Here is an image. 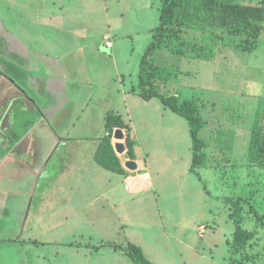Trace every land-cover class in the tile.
I'll return each instance as SVG.
<instances>
[{"label":"rangeland","instance_id":"rangeland-1","mask_svg":"<svg viewBox=\"0 0 264 264\" xmlns=\"http://www.w3.org/2000/svg\"><path fill=\"white\" fill-rule=\"evenodd\" d=\"M74 2L63 9L73 8L76 15L80 13V19L102 24L104 19L95 13H99L97 8H101L103 0ZM200 2L201 17L183 36L201 46L207 45L206 39L210 37L217 44L214 54L208 59H193L159 49L148 60L154 68L161 69L156 71L154 88L166 96L178 95L181 101L196 100L199 104L208 127L199 134L207 144L206 165L193 171L194 143L187 120L173 113L160 99L146 101L143 97L146 91L140 85L142 61L161 26L162 0L108 2L109 16L116 19L123 14V21L129 23L123 27L125 35L113 40L116 59L109 61L104 55L93 59L92 52L86 51L92 58V70L99 75L104 70V78L97 77L100 82L96 95L100 101L93 100L87 106L91 91L84 88L83 96L72 102L64 123L58 125L59 131L70 130L75 137L67 145L75 149L76 156L69 158L65 149L56 152L48 166L49 181L41 182L36 190L34 208L37 210L44 200L41 208L46 211L36 234L42 232L39 241L55 245L41 248L40 255L47 260L39 264H136L125 250L131 244L139 246L145 258L154 264H239L246 256L256 258L246 259L251 264H264V226H259L249 214L245 215L243 226L256 236L240 255L232 256L234 205L227 200L242 194L250 197L253 192L258 203L264 201V173L258 175L259 170L251 171L247 166L241 171L231 167L248 163V147L254 132L261 139L257 153L264 157V20L245 23L249 24L247 34L241 36L229 34L218 19L225 2L264 9V0ZM8 6L9 1L0 0V16H5L3 12L7 13ZM121 89L129 97L128 110ZM111 109L119 110L129 127L119 128L127 152L130 136L142 146L146 167L153 177V189L144 193L139 202L136 199L140 192L127 195L123 191L121 201L101 197L111 190L109 185L125 183L139 175L135 161L137 169L127 165V152L117 151L125 173L115 175L92 163L89 153L94 143L83 141L91 135H104V116ZM81 112L84 118L90 113L95 115L91 132L80 133L81 128L72 126ZM81 122L77 126L81 127ZM74 142L77 144L71 146ZM62 160L68 166L72 164L71 183L67 176H60ZM254 200L251 203H256ZM256 208L263 217L264 209L257 205ZM58 244H73L82 249L73 253L70 249L61 250V246L57 252ZM101 245L104 248L100 250L97 247Z\"/></svg>","mask_w":264,"mask_h":264},{"label":"crops","instance_id":"crops-1","mask_svg":"<svg viewBox=\"0 0 264 264\" xmlns=\"http://www.w3.org/2000/svg\"><path fill=\"white\" fill-rule=\"evenodd\" d=\"M7 1L10 5L6 7L7 13L3 12L5 16H0V264H39L47 260L40 255L41 248L55 245L39 241L38 236L42 232L36 234L46 214L41 208L44 200L37 210L34 208L36 190L41 182L49 181L48 166L56 152L65 149L69 158L76 156L75 149L67 145L75 137L70 130L59 131L58 125L64 123V116L72 102L83 96L84 88L91 91L86 100L87 106L93 100L100 101L96 95L100 82L97 77L101 75L103 79L104 70L100 75L92 70L94 67L89 61L92 58L90 54L86 55V51L92 52L93 59L101 55L108 56L109 61L116 59L113 40L125 35L123 27L129 22L123 21V14L116 19L109 16L112 0H103L101 8H97L99 13L95 14L104 19L102 24L93 19H80V13L76 15L73 8L63 9L75 0ZM90 11L95 12L93 9ZM119 77L123 75L119 74ZM121 93L125 95L128 110L127 92L121 89ZM109 112L121 114L117 109L107 110L105 114ZM84 115L81 112L72 125L81 128L80 133L91 132L96 123L93 113L87 118ZM80 122L81 127L77 126ZM104 136L105 132L102 137L91 135L83 139L94 143L89 158L102 169L95 154ZM76 144L74 142L71 146ZM142 150L137 143L133 161L138 164L139 175L124 181L126 184L109 185L111 190L101 197L111 196L121 201L122 198L124 200L123 191L127 195L140 192L136 199L139 202L144 193L153 189V177L146 167ZM93 164L91 167H95ZM71 165L64 163L60 172V176H67L70 183L71 176H74ZM244 165L231 167L241 171L246 166L248 169L249 162ZM45 185L49 188L47 183ZM57 246V252L61 246V250L70 249L73 253L82 249L73 244ZM99 248L101 250L104 246Z\"/></svg>","mask_w":264,"mask_h":264},{"label":"trees","instance_id":"trees-1","mask_svg":"<svg viewBox=\"0 0 264 264\" xmlns=\"http://www.w3.org/2000/svg\"><path fill=\"white\" fill-rule=\"evenodd\" d=\"M161 8V26L159 27L158 34L153 37L154 41L150 44L142 61L140 85L146 91L143 96L146 101L158 98L173 113L187 120L194 143L195 165L193 171L196 172L197 168L199 169L206 165L205 159L207 158V154L205 149L207 148V144L200 138L199 134L202 130L207 128V122L201 116L200 106L196 100L181 101L178 95L166 96L157 88H154V78L157 77L156 71L159 72L161 69L159 67L154 68L155 66L149 62L150 60H148V57L159 49H166L187 58L208 59L214 54V48L217 44H215V41L211 40L210 37H207V45L201 46L196 42L187 41L183 36L184 31L186 29H193L195 27V20L201 17L200 8L203 7L200 0H162ZM221 8L225 9L223 13L218 16V19L223 22L228 33L231 35L246 36L249 24L245 23L249 22L251 19L257 22L264 20V9L261 7L225 2ZM247 36H250V34ZM151 69L153 72H150ZM150 87L154 89L148 93L147 90H149ZM119 128L129 129L121 114L109 112L105 119V136L100 142L95 154V159L104 169L116 174H124L125 169L112 143L114 131ZM260 141L261 139H259L257 133L254 132L251 137L248 154V169L251 171L259 170L258 175L264 173V157L257 153ZM127 147L128 158L134 160L136 157L135 148L137 147V142L132 140L130 136L127 139ZM260 149L262 150V147ZM252 182L250 183L252 184ZM248 188L251 190L249 185ZM250 193V197H245L242 194L234 198L235 201L227 198V200L234 205L232 208V217L235 223V232L231 244L233 257L240 255L242 250L246 248L249 242L256 236L254 231L244 228L243 223L245 215H251L253 220H257L259 226H264V215L262 217L256 208L257 205L261 209H264V201L259 200L258 203L255 196H253V192ZM252 198L253 200L255 199L254 201H256V203H251L250 200ZM98 249L100 248L98 247ZM125 250L136 264H154L145 258L142 250L137 245L131 244ZM243 259L245 260H242L239 264H251L248 260H256V258L250 256H246Z\"/></svg>","mask_w":264,"mask_h":264},{"label":"water","instance_id":"water-1","mask_svg":"<svg viewBox=\"0 0 264 264\" xmlns=\"http://www.w3.org/2000/svg\"><path fill=\"white\" fill-rule=\"evenodd\" d=\"M113 139H114V148L116 152L118 151L121 154L125 153V151L127 152L126 147L124 145V141H123V132L121 129L115 130ZM126 163L130 168L134 170L137 169V166L134 161L129 160Z\"/></svg>","mask_w":264,"mask_h":264}]
</instances>
